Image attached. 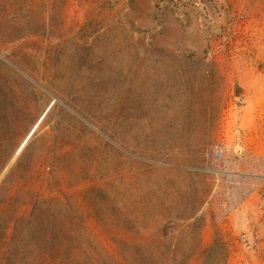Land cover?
Here are the masks:
<instances>
[{
    "label": "rangeland",
    "instance_id": "rangeland-1",
    "mask_svg": "<svg viewBox=\"0 0 264 264\" xmlns=\"http://www.w3.org/2000/svg\"><path fill=\"white\" fill-rule=\"evenodd\" d=\"M0 108V264L43 258L55 220L130 264L202 216L264 264V0H0Z\"/></svg>",
    "mask_w": 264,
    "mask_h": 264
},
{
    "label": "trees",
    "instance_id": "trees-1",
    "mask_svg": "<svg viewBox=\"0 0 264 264\" xmlns=\"http://www.w3.org/2000/svg\"><path fill=\"white\" fill-rule=\"evenodd\" d=\"M219 130V117H213L209 123V131L198 135L199 139L196 146L210 149L217 145ZM17 145L14 146L12 155H15ZM2 149L1 134V108H0V150ZM0 169H2L0 157ZM201 226H197L198 220L192 224L197 227L198 243H134L133 251L130 254V264H192L194 261L200 264H231V258L238 249L239 243L228 237L218 227L214 241L204 243L203 234L208 226L209 218L202 216ZM58 221L55 220L52 226L44 229V239L46 243L41 244L38 250L43 258L36 261L35 264H108L99 260H83L75 255L73 243H66L64 237L70 235L68 227L63 224L58 234L62 238L61 243H52L55 236V228ZM122 250V249H121ZM113 264H121L120 258L116 255L112 257Z\"/></svg>",
    "mask_w": 264,
    "mask_h": 264
}]
</instances>
